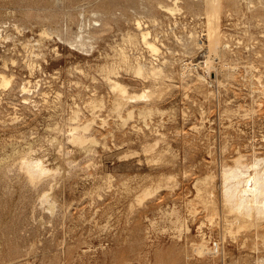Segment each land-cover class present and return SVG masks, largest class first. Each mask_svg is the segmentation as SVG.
Returning <instances> with one entry per match:
<instances>
[{"label": "rangeland", "instance_id": "374dc122", "mask_svg": "<svg viewBox=\"0 0 264 264\" xmlns=\"http://www.w3.org/2000/svg\"><path fill=\"white\" fill-rule=\"evenodd\" d=\"M205 2L0 0V264H264L221 190L264 158V0Z\"/></svg>", "mask_w": 264, "mask_h": 264}, {"label": "bare ground", "instance_id": "6f19581e", "mask_svg": "<svg viewBox=\"0 0 264 264\" xmlns=\"http://www.w3.org/2000/svg\"><path fill=\"white\" fill-rule=\"evenodd\" d=\"M218 3H219V0H206L205 8L207 11L213 10L217 7ZM169 10L172 11L173 9L170 8ZM140 36L142 38V43L147 45L150 52H153V53L156 52V47L153 44H150L147 40V37H148L147 32L146 33L141 32ZM73 43L80 48L84 47L85 42H84V37L81 31L78 35H76L75 39L73 40ZM216 46H217L216 44L210 45V50H208V54L205 55L206 56V59L204 60L205 67L209 66V64L212 62L213 55L216 51ZM138 66H139L138 73H140L142 69L144 68L141 65V63ZM182 72L183 71H181V74ZM185 72L186 71H184V74ZM153 73H150V74L152 75ZM153 76H156V75L153 74ZM107 78L110 80V87L117 92L115 100H114L115 109H121L124 104L134 103L139 100H143L145 98L147 99L149 97L148 96L149 90L145 91L146 94L144 96L137 97L138 99L132 96H129L126 94L125 87L120 85L117 81H112L110 79V76H107ZM22 90L24 91L25 89L23 88ZM85 128L86 127H83V130H85ZM73 130H76V129H73ZM79 134L77 132V135L72 136V137L76 140H81L82 134L80 135ZM72 135H74V133ZM22 161L23 163L22 162L21 163L23 165L21 164V169L23 168L22 166H24L26 170L25 169L23 170L27 172V175H29L31 179L35 178L36 175H38L39 177V175H44L45 173L49 171V169L43 166L42 161L38 158H24L22 159ZM234 162H233L234 164L231 166L222 167L223 169L221 172V182H222L221 190H222V197L225 203L224 205H226L227 209L229 210V212L233 214L234 219L238 221V223L240 222L242 224L246 222L248 218H251V217H255L256 220L258 219L264 220V158H254L253 163L248 164V165L247 163L242 164L243 163L242 160L240 162L238 159ZM197 190H200V189H197ZM197 194L199 195V193ZM240 223H239V227L241 225ZM204 246L200 245L196 247L197 251L203 254L204 251L206 250L205 252L207 253L208 250L207 249L204 250ZM211 253L212 252H210V254ZM204 255H207V254L204 253Z\"/></svg>", "mask_w": 264, "mask_h": 264}, {"label": "built area", "instance_id": "2783aa9c", "mask_svg": "<svg viewBox=\"0 0 264 264\" xmlns=\"http://www.w3.org/2000/svg\"><path fill=\"white\" fill-rule=\"evenodd\" d=\"M212 249H213L214 251H217V250H218V245H217V244H214Z\"/></svg>", "mask_w": 264, "mask_h": 264}]
</instances>
